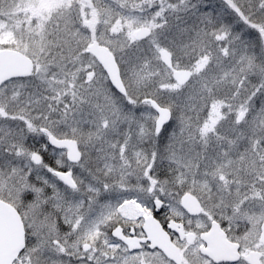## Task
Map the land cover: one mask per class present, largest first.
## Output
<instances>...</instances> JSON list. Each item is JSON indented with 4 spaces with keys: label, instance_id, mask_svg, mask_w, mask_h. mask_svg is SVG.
Wrapping results in <instances>:
<instances>
[{
    "label": "snow or ice",
    "instance_id": "obj_1",
    "mask_svg": "<svg viewBox=\"0 0 264 264\" xmlns=\"http://www.w3.org/2000/svg\"><path fill=\"white\" fill-rule=\"evenodd\" d=\"M0 264H264V0H0Z\"/></svg>",
    "mask_w": 264,
    "mask_h": 264
}]
</instances>
